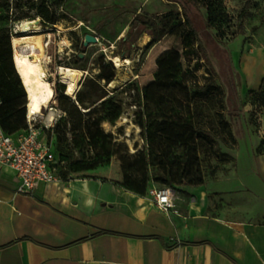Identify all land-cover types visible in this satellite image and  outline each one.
I'll return each instance as SVG.
<instances>
[{
    "label": "rangeland",
    "instance_id": "374dc122",
    "mask_svg": "<svg viewBox=\"0 0 264 264\" xmlns=\"http://www.w3.org/2000/svg\"><path fill=\"white\" fill-rule=\"evenodd\" d=\"M181 1L185 2L46 0L49 10L55 8L62 18L56 28L44 29L38 17L12 29L17 46H22L19 38L25 37L17 26L22 28L25 23L41 29L26 37L45 39L41 47L47 80L39 94L40 112L47 87L63 84L60 68L81 71L80 90L85 93L94 94L93 82L82 86L86 78L95 80L102 71L114 76L113 89L104 80L97 82L93 101L106 98L85 113L83 129L93 155L87 163L104 172V178L130 189L165 185L162 179L168 174L175 181L170 187L183 189L188 186L184 177L196 170L205 179L214 178L234 166L238 152L256 135L263 137L258 151L264 150V134H260L264 94L243 95L240 87L241 58L247 45L264 44V0H206L215 8L221 31L204 30L198 41L183 30L180 20L163 18L171 11H181ZM247 1L251 8L244 18L243 34H239L238 15ZM193 19L199 26L200 17L194 13ZM3 26L10 28V23ZM86 35L96 37L98 44L82 50ZM17 50L36 59L27 48ZM50 52L59 66L55 69ZM14 53L13 47V63ZM76 56L84 60L79 66L73 64ZM113 57L131 62L117 69ZM24 69L20 72L28 84L25 64ZM53 90L52 102L42 110L40 128L50 124L59 96L66 95L65 88L55 85Z\"/></svg>",
    "mask_w": 264,
    "mask_h": 264
},
{
    "label": "crops",
    "instance_id": "0c3cea01",
    "mask_svg": "<svg viewBox=\"0 0 264 264\" xmlns=\"http://www.w3.org/2000/svg\"><path fill=\"white\" fill-rule=\"evenodd\" d=\"M240 75L243 95L261 89L263 43L247 45ZM261 121L263 135L264 112ZM262 139L227 171L176 188L175 214L154 206L148 186L130 189L87 162L30 195L0 166V264H264Z\"/></svg>",
    "mask_w": 264,
    "mask_h": 264
},
{
    "label": "trees",
    "instance_id": "16d2710c",
    "mask_svg": "<svg viewBox=\"0 0 264 264\" xmlns=\"http://www.w3.org/2000/svg\"><path fill=\"white\" fill-rule=\"evenodd\" d=\"M184 1L185 2L181 1V11H171L163 18L174 17L183 22V30L188 32V34L197 41L199 34L204 30L212 28L221 31V25L216 24L215 21V8L211 4H207L206 0ZM192 8H194V10H192ZM250 8L251 2L247 1L238 15L239 34H243L244 18ZM35 11L37 14L33 15L32 13ZM203 11L206 12V16ZM194 13L195 17L196 15L200 17L199 26L193 19ZM38 17H41L40 25L44 29L56 28L62 19L55 8L49 10L46 0H0V123L8 134H14L27 128L26 107L28 104L29 91L27 88L29 85L19 72V75L17 74L18 68H21L25 72L21 58L26 55L19 53L17 48H27L31 51V54H41L40 51L38 52L30 49L28 47L29 45L17 46L12 40V29L16 24L27 21L33 22L36 21ZM136 18H139V15ZM7 23H10V28L3 26ZM132 31L133 29L129 32V36L132 34ZM13 47L15 49V66L13 63ZM199 47H201V43H199ZM50 48L51 44L49 45V49ZM81 49H85L84 45H81ZM50 55H54V62L51 64L52 69L59 67L56 64L55 54L50 52ZM83 62V59L76 56L73 64L79 66ZM113 78L114 76L106 75L102 71L95 77V80L86 78L82 86L88 81L93 82L94 86L91 89L93 90L92 92L96 94L99 87L97 84L98 81L104 80L109 86ZM55 85L61 89L65 88L66 94V86L63 84L48 86L46 89V102L41 106L40 114L43 108L52 102L54 98L53 86ZM251 93H257V95L264 94V79L261 89L258 92ZM94 94L91 92L85 93L81 89L77 92L75 100H72V98L67 95L61 94L58 100L59 104L56 105V108L64 113V116L58 120L52 129H43L49 139H53V150L55 155L54 167L57 168V174L61 179H66L69 176V168L71 165L93 160L91 143L83 129L85 113L106 98V96H103L98 101L94 102ZM184 178L188 186H200L205 182V178L199 170L194 171L193 174L186 175ZM162 181L165 185L161 186H175V181L170 174L165 176ZM172 189L176 191V188Z\"/></svg>",
    "mask_w": 264,
    "mask_h": 264
},
{
    "label": "built area",
    "instance_id": "2783aa9c",
    "mask_svg": "<svg viewBox=\"0 0 264 264\" xmlns=\"http://www.w3.org/2000/svg\"><path fill=\"white\" fill-rule=\"evenodd\" d=\"M12 35V40H13ZM1 105V101H0ZM25 130L8 134L0 123V166L13 170L18 181L17 194L30 195L40 185H52L61 181L54 167L53 139L38 127L41 114H32L27 104ZM56 109L54 118L45 126L50 130L64 116ZM52 119V120H51ZM154 206L166 214H175L176 191L170 187L153 186L148 190Z\"/></svg>",
    "mask_w": 264,
    "mask_h": 264
},
{
    "label": "bare ground",
    "instance_id": "6f19581e",
    "mask_svg": "<svg viewBox=\"0 0 264 264\" xmlns=\"http://www.w3.org/2000/svg\"><path fill=\"white\" fill-rule=\"evenodd\" d=\"M20 32L25 34V37L19 38L23 45H32L35 49L42 51V43L45 39L42 36H32L26 37L28 34L37 33L41 31V29L35 26L33 23H25L22 25V28H19ZM47 37V36H46ZM47 42V41H46ZM46 47V46H45ZM46 49V48H45ZM36 59L30 58L28 56L23 57V62L27 68L28 73V85L30 87V92L28 94V104L29 110L32 114H40V106L38 102L40 101L39 94L43 90L45 86V82L47 80V72L46 67H44V61L46 60L45 54H31ZM112 63H114L117 69H121L123 65H129L130 60H121L118 57H113L111 59ZM46 62V61H45ZM23 64V65H24ZM60 73L63 75L62 83L66 86V95L75 98L77 92L80 90V82L83 80L84 74L81 71L74 69H65L60 68ZM109 88H114V84L111 83Z\"/></svg>",
    "mask_w": 264,
    "mask_h": 264
},
{
    "label": "water",
    "instance_id": "95a60500",
    "mask_svg": "<svg viewBox=\"0 0 264 264\" xmlns=\"http://www.w3.org/2000/svg\"><path fill=\"white\" fill-rule=\"evenodd\" d=\"M35 24L37 25L38 22H35ZM90 44H98V39L94 36L91 35H86L85 36V42H84V47L89 46ZM80 57H83V55H80ZM87 75V74H86Z\"/></svg>",
    "mask_w": 264,
    "mask_h": 264
}]
</instances>
